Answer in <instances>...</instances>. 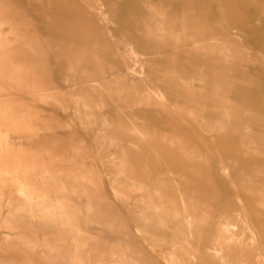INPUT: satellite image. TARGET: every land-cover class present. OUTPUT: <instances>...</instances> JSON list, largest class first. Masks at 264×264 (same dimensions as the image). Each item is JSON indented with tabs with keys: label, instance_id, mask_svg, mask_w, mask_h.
Instances as JSON below:
<instances>
[{
	"label": "rangeland",
	"instance_id": "1",
	"mask_svg": "<svg viewBox=\"0 0 264 264\" xmlns=\"http://www.w3.org/2000/svg\"><path fill=\"white\" fill-rule=\"evenodd\" d=\"M74 250L264 264V0H0V264Z\"/></svg>",
	"mask_w": 264,
	"mask_h": 264
},
{
	"label": "bare ground",
	"instance_id": "2",
	"mask_svg": "<svg viewBox=\"0 0 264 264\" xmlns=\"http://www.w3.org/2000/svg\"><path fill=\"white\" fill-rule=\"evenodd\" d=\"M102 9V8H101ZM100 9V10H101ZM102 15H104L105 16V14H102ZM108 18V17H107ZM106 19V18H105ZM108 20V19H107ZM131 45V44H130ZM130 45H128V47L130 46ZM133 46V45H132ZM129 50V54L130 53H132V54H130V55H132L133 56V54H135V50L133 49V48H131V46H130V48L128 49ZM220 86V85H219ZM213 91H215V92H213V94H214V97H215V99H217V102L214 104V108L215 109H218V107H220V98H221V94L217 91V89H214ZM183 92V91H182ZM184 92L185 93H187L188 92V90L186 89V88H184ZM185 95V94H184ZM225 97V96H224ZM223 104V103H222ZM211 105V104H210ZM209 107V106H208ZM217 111V110H216ZM223 112V111H222ZM229 114V113H228ZM215 117V116H214ZM231 118V117H230ZM229 118V119H230ZM220 120V119H219ZM225 121H227V120H225ZM223 123H224V121H223ZM227 123V122H226ZM217 124L219 125V131L221 132L223 129H224V125H222V123L220 122V121H217ZM224 131V130H223ZM229 173V172H228ZM226 175H228V174H226ZM175 180V179H174ZM176 180H177V178H176ZM239 180H241V182H244V183H251L252 182V180H250V175L247 173V172H242L241 174H239ZM178 181V180H177ZM254 183V182H253ZM178 189H179V187H177ZM185 201V200H184ZM183 205L185 206V204L183 203ZM186 207V206H185ZM92 208L90 207L89 208V211L91 210ZM38 214L39 215H41V216H43L44 217V215L45 214H47V212L45 211V210H43V209H38ZM189 219V218H188ZM186 221V220H185ZM187 222V221H186ZM190 222H191V220H188V222H187V226H189V224H190ZM247 223H248V221H247ZM222 224V223H221ZM249 224V223H248ZM179 228V227H178ZM181 229V228H180ZM179 229V231H181ZM248 229H249V231H250V235H251V243H257V240H258V233H257V231H256V229H254V228H252L251 226H248ZM182 233V232H181ZM183 234H185L184 233V231H183ZM262 249V248H261ZM76 253V251L74 250L69 256H70V260L73 262V264H92V263H88L84 258H81V256L79 255V254H77ZM258 258L259 259H261V260H264V252H261L259 255H258ZM131 264H133V263H131Z\"/></svg>",
	"mask_w": 264,
	"mask_h": 264
}]
</instances>
